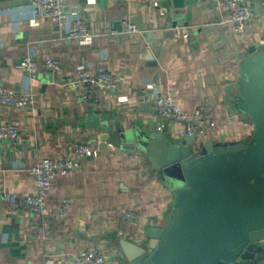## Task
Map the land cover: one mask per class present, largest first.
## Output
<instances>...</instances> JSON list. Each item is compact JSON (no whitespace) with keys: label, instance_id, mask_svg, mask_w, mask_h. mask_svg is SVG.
<instances>
[{"label":"crops","instance_id":"crops-1","mask_svg":"<svg viewBox=\"0 0 264 264\" xmlns=\"http://www.w3.org/2000/svg\"><path fill=\"white\" fill-rule=\"evenodd\" d=\"M31 2L0 0V87L34 93L36 100L29 110L0 106V126L21 128L17 144L0 141V264H75L77 255L90 250L101 254L104 264H129L120 240L147 243L150 229L168 223L174 195L146 156L103 138L117 126H140L186 139L183 123L156 113L158 94L169 92L184 111L202 108L216 121V129L199 139L202 144L250 141L255 125L238 105L239 66L248 47L264 41L263 4L249 3L252 29L237 35L227 22L224 0H185L191 15H185L184 28L172 27V0H69L67 10L85 20L94 35L79 43L62 40L66 30L53 21L34 19ZM130 25L140 32L129 33ZM147 33L153 34L152 45L143 36ZM28 54L39 65L30 84L20 67ZM48 58L60 62L59 72L45 68ZM81 69H105L121 80V88L100 90L98 103H83L71 86ZM77 141L101 146L102 152L83 158L74 174L54 180L47 215L5 207L6 192L34 194L30 171L37 162L66 157ZM63 202L66 217L58 213ZM127 210L134 221L123 216ZM245 264H264V253Z\"/></svg>","mask_w":264,"mask_h":264},{"label":"water","instance_id":"water-1","mask_svg":"<svg viewBox=\"0 0 264 264\" xmlns=\"http://www.w3.org/2000/svg\"><path fill=\"white\" fill-rule=\"evenodd\" d=\"M185 15V0H172V27H187ZM143 36L152 45L153 34ZM238 79L239 108L255 125L248 142L174 140L140 126L103 138L146 156L174 195L168 223L150 229L147 243L120 240L129 264H245L264 253V41L248 47Z\"/></svg>","mask_w":264,"mask_h":264},{"label":"built area","instance_id":"built-area-1","mask_svg":"<svg viewBox=\"0 0 264 264\" xmlns=\"http://www.w3.org/2000/svg\"><path fill=\"white\" fill-rule=\"evenodd\" d=\"M69 0H32L30 13L34 19H46L56 23L66 32L62 40L87 43L94 35L90 32L85 20L67 10ZM252 0H224V11L228 14V24L233 34H245L252 29L253 10L250 7ZM158 5L157 2L154 3ZM140 32L134 25L129 26V33ZM184 38H188L185 34ZM46 69L59 72L61 64L58 60L48 58L44 62ZM20 67L26 73L28 83L37 79L39 70L38 63L32 54L24 56L20 60ZM122 82L111 72L105 69L94 71L92 69H81L71 86L79 92L80 101L83 103H98V92H115L121 88ZM35 94L31 92L17 93L13 89L0 87V106L29 110L35 106ZM156 113L160 117L185 125V137H206L217 127L207 111L196 108L192 112L184 111L169 92L159 93L156 98ZM21 138V128L17 125L6 124L0 126V141L7 140L17 144ZM102 152L101 146H91L80 141L72 144L69 155L63 158H44L37 162L31 169L35 182L33 195L21 197L16 193L4 194L5 207L11 212L27 211L37 216L49 213L48 193L52 189L53 182L58 177L74 174L81 164V160L87 156L97 157ZM59 216L68 215V203L63 202L59 207ZM123 216L129 221L135 220L132 210L124 211ZM75 264H104L105 260L101 254L94 250L79 254L74 259ZM56 264H68L65 260H59Z\"/></svg>","mask_w":264,"mask_h":264}]
</instances>
